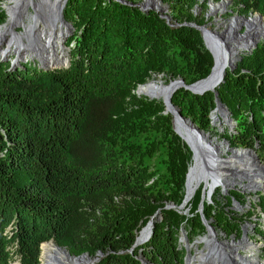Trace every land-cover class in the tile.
I'll return each mask as SVG.
<instances>
[{
  "label": "trees",
  "instance_id": "trees-1",
  "mask_svg": "<svg viewBox=\"0 0 264 264\" xmlns=\"http://www.w3.org/2000/svg\"><path fill=\"white\" fill-rule=\"evenodd\" d=\"M162 1L169 22L118 0H67L63 14L74 27L67 66L0 60V264H39L40 245L50 239L73 255L100 251L97 264H141L139 254L183 264L181 228L191 239L206 231L202 216L230 225L217 190L202 213V186L186 211L164 207L181 203L192 153L163 101L135 90L158 74L192 83L210 72L213 58L200 32L182 24H204L194 6L207 0ZM233 2L264 17V0ZM216 90L236 122L223 130L229 146L254 148L264 164V39L240 54ZM171 101L199 128L215 129L212 91L180 87ZM230 196L240 194L229 191L227 203ZM157 209L151 237L130 253Z\"/></svg>",
  "mask_w": 264,
  "mask_h": 264
},
{
  "label": "water",
  "instance_id": "water-1",
  "mask_svg": "<svg viewBox=\"0 0 264 264\" xmlns=\"http://www.w3.org/2000/svg\"><path fill=\"white\" fill-rule=\"evenodd\" d=\"M49 0H46V4L49 5V8L46 7V4H44V1H40L39 3H35L34 6H32L33 13L31 15L32 17V23L34 24L35 20H39L41 16H43V13H48L47 18L50 21L52 20L53 17H57L55 21H60V24H68L67 21L64 19V8L66 5L67 0H59V4L57 7L56 15L53 14V11L51 10L50 4L48 2ZM121 3H126L129 5H134L139 7L143 11L147 10H156L161 14V17L165 18L167 22L170 20V16L167 14V11L165 9V6L163 5L162 8L158 7H153L151 5L145 4L143 0L140 2L133 4L131 2H127L126 0H118ZM231 2L232 0H220L219 2ZM160 2V1H159ZM212 5V3H211ZM3 7V6H2ZM43 11V13H42ZM7 13V11H6ZM23 11L20 13L17 11L14 14V21L11 25V30L13 33H26L28 28L32 25H27L22 21V16ZM254 14H257L259 17H263L262 14L259 12H254ZM8 15V14H7ZM235 16V15H234ZM234 16H232L234 18ZM243 15H238V17H242ZM7 20V17H6ZM5 20V22H6ZM54 20V18H53ZM214 22L217 21L216 18L213 19ZM3 22V23H5ZM3 23L0 24L3 25ZM212 22H207L204 24H197L194 22H184L182 24L189 25L195 29H197L204 41L205 47L209 50V52L212 55L213 58V65L211 67L210 72L203 78H200L192 83H185L183 78L177 77L174 79L169 80L168 82V92L166 95V98L163 100L164 103V113H170L172 116V124H173V129L174 131L180 136L182 139L181 135L177 132L175 125L178 127H184L187 130L188 133V139L189 142H185L186 145L189 147L191 153H192V163L190 167L187 170L186 173V178H185V194L184 197L179 205L174 204L173 202H168L164 207L165 208H175L177 207L178 209H183V207L186 205L190 197L193 195L194 191L198 187V184L200 181L205 179L207 176H216V174L219 172V170L223 167L222 161L228 157H220L217 154V151L214 150L217 147V143L215 142L214 138L211 137L210 132L205 131L201 128H199L189 117H186L182 115L181 109L174 105L171 101L173 93L180 87H183L186 90L191 91L192 93L195 94H203L207 91H212L215 95V108L213 109L214 111H218L220 113H225L229 114L230 112L227 109V107L219 100L218 98V92H217V87L224 81V77L226 74V69L229 68L230 70H233V68L236 66L237 61L240 59V54L239 53V48L241 47L240 44H235L231 45L227 42L228 39L230 38H240L243 36L244 32L246 31L247 27L245 26L244 32H239L238 27H230L228 32L225 34H218L217 31H215V28L217 27V23H215L214 27H210ZM15 27H20L19 31L14 30ZM261 39H264V36L261 38L255 39L254 41H251L250 44L246 45L244 48L245 50L243 51L250 53L252 49H254L258 42L261 41ZM27 41V40H26ZM28 42V41H27ZM207 42L209 44H207ZM242 52V53H243ZM3 56V55H1ZM0 56V57H1ZM235 56V57H233ZM4 57V56H3ZM69 61L67 62V64ZM66 64V66H67ZM40 67V66H39ZM48 69V68H44ZM163 74H158L159 77H162ZM153 80L145 82L143 84H139L135 90V93L137 95H140L139 89L144 86H148L151 84ZM145 95V94H144ZM149 97L150 99H153L151 96L145 95ZM183 140V139H182ZM204 141H207V144H211L210 150L207 151L205 148ZM226 144L225 150L230 152V156L232 155V152L235 151H242L245 152L247 155H250L251 160L254 162L253 167H259L264 171V164L260 161L256 151L254 148H249V147H230L228 141L224 142ZM247 159V157L245 158ZM219 163V164H218ZM221 163V165H220ZM255 165V166H254ZM189 177H192L197 183L191 188V190L188 192L187 190V181ZM218 185V184H217ZM202 199L200 202V207L199 210H202V201L206 197V199L211 195L212 191L214 188H208L206 189V185L204 182L203 188H202ZM227 192V191H226ZM159 213V209L150 217V219L147 221V223L140 229L139 233L137 234L134 243L132 244L131 248L129 249V252L131 253L133 249L146 242L152 235L153 233V226L156 220V217ZM203 217V216H202ZM203 222L206 225V230L208 231L212 226L209 224L205 218H203ZM48 241H53L52 239ZM46 242V241H45ZM42 244V243H41ZM61 247V246H59ZM41 249V245H40ZM64 251H66L67 254L69 252L65 250V248H62ZM209 253V252H208ZM97 255H102V253L99 251L97 252ZM87 253H82L78 256H73L77 259L86 257ZM212 256V257H211ZM217 255H211L208 254L206 257V261H210L211 259L209 258H215ZM188 255H186V258ZM140 261L141 264H148L149 261L141 256L137 257ZM90 259V258H89ZM98 258H94L92 262L97 261ZM151 264V263H149ZM207 264H209L207 262Z\"/></svg>",
  "mask_w": 264,
  "mask_h": 264
},
{
  "label": "bare ground",
  "instance_id": "bare-ground-1",
  "mask_svg": "<svg viewBox=\"0 0 264 264\" xmlns=\"http://www.w3.org/2000/svg\"><path fill=\"white\" fill-rule=\"evenodd\" d=\"M40 1H44V4H46V0H5L2 2L3 7L7 11L8 18L7 21L0 26V47H2L3 49L2 42L5 40L7 35L11 33V40L8 39L7 44L8 46H10L14 43V46H16L15 51L19 50L18 55H21V58H23V56H27L30 59H38L39 66L44 68L63 66L67 61L65 58L66 54L63 47L58 44V41L63 38V30L66 27L64 28V26H61L58 20L55 21L57 17H54V20L52 18V20L47 21L49 20L47 18V14L43 13L42 11L43 16L39 18V24H37V20H35L34 24L30 23L32 25L28 28L26 34L13 33V31L11 30L15 12H17L22 6L34 4V2L38 3ZM48 2L50 5H53V9L57 11L59 0H55L54 2L52 0H49ZM144 3L153 7H163L160 4L159 0H144ZM227 4V1H223L218 4H212L211 8L224 9ZM46 7L49 8L47 4ZM239 23L247 27V34L246 36H242L240 38L228 39L227 42L229 44H240V48H244L243 45L250 44L251 41L249 40H254L256 37L258 38L264 36V17H259L257 14H252L247 17L234 16V18L232 17L229 20L221 23L219 27L215 28V31H217L218 34H225L226 32H228L230 27H236ZM35 26L37 28H35ZM25 37H27V43H23V39ZM41 38L42 40L40 41ZM207 44L209 43L207 42ZM239 53H242L240 49ZM139 92L140 94H145L159 100H162L163 97L164 100L168 92V85L162 82V80H153V82H151V84H149L148 86L141 87L139 89ZM160 92H163L165 94H159ZM216 114L217 112H214L213 116L216 117ZM223 115H225V113ZM175 127L177 132L181 135L183 141L189 142L187 130L184 127H178L177 125H175ZM204 144L206 150L209 151L211 144L209 146V144H207V141H204ZM225 147L226 144H217V147L214 149L217 151L216 155L221 157L222 153L229 152L225 150ZM246 157L247 159H245ZM221 163L224 166L219 170L216 176H206L205 179L202 180L205 182L206 188L213 187L215 189L219 185L223 186L224 188H228L230 185L238 183L244 190L256 191L264 183V171L259 167L254 168V162L251 160L250 155H247L241 150L232 152V155L224 159V161H222ZM196 183L197 182L192 177H189L187 181L188 192ZM217 240L218 237L216 231H214L213 228H210L208 234L204 238L199 239L197 243L205 242L207 243L206 246H210L211 243H215ZM249 245L250 244L248 243V246ZM201 256L202 254L200 252H197L193 257L189 258V263H195L196 260L194 259ZM87 258V256L79 259L71 257L66 253V251H64L62 248H59L53 241L45 242L41 245V264H82L88 260ZM201 260L204 261L203 264H207V262L209 264H217V262H215L214 260L206 261V258L204 257H202ZM255 262H257V264H264L263 261L259 263L256 258L250 260L249 263L254 264Z\"/></svg>",
  "mask_w": 264,
  "mask_h": 264
},
{
  "label": "rangeland",
  "instance_id": "rangeland-1",
  "mask_svg": "<svg viewBox=\"0 0 264 264\" xmlns=\"http://www.w3.org/2000/svg\"><path fill=\"white\" fill-rule=\"evenodd\" d=\"M3 1H5V0H0V5H1V7L3 6L2 5V2ZM53 2L55 1V0H52ZM141 0H138V2H140ZM144 1V0H143ZM160 1V4L163 6H165V9H166V11H167V14H168V12H169V6H168V4L167 3H164L162 0H159ZM220 0H207L206 1V3H205V5L203 4V3H200V4H198V5H195L194 6V14L195 15H197V16H201V15H203V16H205V19H206V22L205 23H207V22H212L211 23V25H210V27H214L215 26V23H217V27H219V25L221 24V23H223L224 21H227V20H229L230 18H232V16H238V15H243L242 17H247V16H250V15H252V14H254V12H248V14H243L241 11H240V6L238 5V4H236L235 2H233V0L229 3L228 2V4H227V6L224 8V9H212L211 8V3L212 4H218V3H220L219 2ZM35 3H37V2H34V4ZM39 3V2H38ZM44 3V2H43ZM34 4H30V5H27V6H22V7H20L19 8V13L21 12V11H23V14H22V16H21V18H22V21L25 23V24H27V25H30V23H32V17H31V15H32V13H33V10H32V6H34ZM47 6H49V5H47ZM51 7L53 6V5H50ZM4 10H5V8L4 7H2ZM51 10L53 11V14L55 15V10L53 9V7L51 8ZM5 13H6V10H5ZM45 14H47V16H48V13H45ZM6 17L8 18V15H7V13H6ZM51 17H55V16H51ZM214 18H216L217 19V21L216 22H214L213 21V19ZM64 19H65V17H64ZM40 20V19H39ZM39 20L37 19V24H39ZM66 20V19H65ZM7 21V20H6ZM67 21V25L66 24H64V23H62V24H60V21H58L59 22V24L61 25V26H64V36H63V38L62 39H60V41H58V44L61 46V47H63V49H64V51H65V54H66V56H65V58H66V63L63 65V66H58V67H65L66 66V64H67V62L69 61V58H70V47L67 45V40L69 39V37H71L72 36V33H73V24L71 23V22H69L68 20H66ZM4 24V23H3ZM239 25V27H238V30H239V32H244V30H245V26L243 25V24H237V26ZM236 26V27H237ZM9 27H10V25H9ZM8 27V28H9ZM35 28H37L36 26H35ZM222 29V28H221ZM14 30H16V31H19L20 30V27H15L14 28ZM7 31H8V29H7ZM6 32V31H5ZM26 34V33H25ZM246 34H247V29H246V31L244 32V34H243V36H246ZM4 35V34H3ZM27 37H25L24 39H23V43H27V39H26ZM258 38H261V37H258ZM257 37L255 38V39H258ZM8 39H10L11 40V33H9L8 35H7V37L5 38V40L3 41V39H2V45H3V49H2V47H0V56L1 55H3V56H1L0 57V60H2V61H4V60H10V62H11V66L12 67H17V66H19L20 64H21V62H33L34 64H36L37 66H39V60L38 59H30V58H28L27 56H23V58H21V55H18L19 54V50H17V51H15L16 50V46H14L15 44L13 43L12 45H10V46H8V44H7V41H8ZM254 39V40H255ZM42 40V38L40 39V41ZM254 40H249V41H254ZM13 46V47H12ZM246 45H243V47H245ZM27 48H29V47H27ZM242 52L245 50V48H239ZM10 50V51H9ZM25 57V58H24ZM27 57V58H26ZM236 67V66H235ZM235 67L233 68V69H235ZM41 68H44V67H41ZM51 68V67H50ZM52 68H57V67H52ZM177 78V77H176ZM171 79H174V78H169V77H167V76H163L162 75V77H159L158 75H152L149 79H147L145 82H148V81H151V80H162V82H164L165 84H167L168 85V82H169V80H171ZM159 94H162V95H164L165 93H163V92H160ZM138 96H143V97H146V98H148V99H150L149 97H147V96H145L144 94H140V95H138ZM162 97V96H161ZM153 99H156V100H159V99H157V98H153ZM162 100H163V97H162ZM214 112H217V114H216V117H214L213 116V114H214ZM212 111V114L210 115L211 116V123H212V125L215 127V129L214 130H211V132H210V134H211V137L212 138H214V140H215V142L217 143V144H219V145H223V144H225L224 142H226L227 140H226V138L224 137V135H223V130L225 129V128H227L229 131H233L234 130V128H235V126H236V122L231 118V116L229 115V114H225V115H223L222 113H220V112H218V111ZM229 143V142H228ZM222 155V157H229L230 156V152H226V153H222L221 154ZM223 165V164H222ZM224 166V165H223ZM246 172V171H245ZM203 185H204V181H201L200 182V184L198 185V187L197 188H199V187H201L202 186V188H203ZM238 185V186H237ZM236 186L237 187H239V190H241L242 191V193H243V195H249L248 197H250L251 198V202L254 204V206H255V208H254V215H256L257 214V217L259 218L258 220H254V218L255 217H253L252 218V221L251 222H248V221H250V216L249 215H246V216H244V214L245 213H247V210L249 209V207H248V204L249 203H246L245 204V208H243V207H239V208H237V209H235V211H239V212H234L233 213V215L234 216H236V218H239V219H243L244 221H242L244 224L246 223L247 225H249L250 227H251V223L252 222H259V224L260 225H262V223H263V219H264V213H262L261 214V211H260V209L257 207L258 206V204H257V201H256V197H255V194L257 193V192H259V191H261L260 189H257L256 191H248V190H243L242 188H240V185L239 184H236ZM196 188V189H197ZM207 189H208V187H207ZM215 189H220V191H221V186H217ZM215 189H214V191H215ZM224 189H226V188H224ZM213 191V192H214ZM227 190H225V192H226ZM264 192V191H263ZM194 193H195V191H194ZM194 193H193V195H194ZM193 195H192V197H193ZM227 194H224V196H223V199H222V196H221V200H222V202L223 201H225V199L227 198ZM191 197V198H192ZM191 198L188 200V203L191 201ZM208 199V198H207ZM187 204V203H186ZM199 207H200V205H199ZM203 208V207H202ZM232 208L234 209V207L232 206ZM181 210H184V211H186V205L183 207V209H181ZM198 210H199V208H198ZM199 212L200 213H202V210H199ZM159 217V216H158ZM206 220V219H205ZM210 220V219H209ZM209 220H207V221H209ZM202 221H203V217H202ZM204 223V222H203ZM210 224V223H209ZM205 225V224H204ZM254 226L255 225H253L252 226V229L254 228ZM258 226V225H257ZM205 227H206V225H205ZM217 230V229H216ZM140 231V230H139ZM217 231H219V230H217ZM257 231L258 232H260V229H257ZM220 232V231H219ZM139 233V232H138ZM207 235V230L204 232V233H201L200 235L201 236H199V237H196V238H194V236L190 239V242H192L191 244H192V248H191V251H193L194 250V246L196 245L197 246V249H201L202 247H203V244H204V242H199V243H197V241H199V239L201 238V237H204L205 235ZM222 236H221V232H220V234H219V238H221ZM226 237H229V236H226ZM194 238V239H193ZM49 242V241H48ZM183 242L184 241H182L181 243L183 244ZM188 242V241H187ZM55 243V242H54ZM57 245V244H56ZM141 245V244H140ZM58 247H59V245H57ZM59 248H65V247H59ZM41 250V249H40ZM65 250H67L66 248H65ZM68 251V250H67ZM69 252V251H68ZM84 253H87V252H84ZM132 253V252H131ZM80 254H82V253H80ZM80 254H78V255H80ZM78 255H73V254H71L70 252H69V256H71V257H73V256H78ZM103 255V254H102ZM102 255H89L88 253H87V261H85L84 263H82V264H97L98 263V261H99V259L101 258V256ZM142 254H139L138 256H141ZM137 256V257H138ZM98 258V260L97 261H95V262H92V260L94 259V258ZM142 257H144L143 255H142ZM75 258V257H74ZM90 258V259H89ZM39 260H40V257H39ZM16 263H18V261L17 260H13L12 262H11V264H16ZM149 263H151L150 261H149ZM148 263V264H149ZM19 264V263H18ZM39 264H41V261H40V263ZM152 264V263H151Z\"/></svg>",
  "mask_w": 264,
  "mask_h": 264
},
{
  "label": "built area",
  "instance_id": "built-area-1",
  "mask_svg": "<svg viewBox=\"0 0 264 264\" xmlns=\"http://www.w3.org/2000/svg\"><path fill=\"white\" fill-rule=\"evenodd\" d=\"M236 184L230 185L226 189H224L223 186L219 185L221 186V191L220 189H215V191L217 190L219 192V195H217V200L219 201L220 205L223 207L226 218L230 220L229 222L230 225L227 226V229H223L218 225L217 226L213 225L212 218L208 221L212 226L211 228H213L214 231H216L217 233L218 240L215 243H211L210 246H206L207 243L204 242L203 247L201 249H197V246L195 245L194 250L191 251L192 248L191 243L193 241L190 242V239H188L187 233L183 228L179 230L178 245L179 248H182L184 251L183 264H190L189 258L193 257L197 252H200L202 256L195 258L194 260L196 261L193 264H203L204 261H202L201 258L202 257L206 258L208 254L217 255L215 258H209V259H211L210 261L214 260L215 262L220 261L221 264H245V263L250 264L249 262L253 258H256L259 261V263H261L262 261L264 262V219L262 225H260L259 222L256 223L254 221L251 223L252 225L250 227L246 223L244 224L242 222L244 221L243 219H239L240 217L236 218V216L233 215L234 212H239V211H235V209L239 208L240 206L245 208V204L249 203L248 204L249 209L247 210V213L244 214V216L246 215L250 216L251 219L248 222H251L253 217H255L254 220L259 219L257 217V214L254 215L255 206L251 202V198L248 197L249 195L247 196L243 195L242 191L239 190V187H237L238 185L236 186ZM259 189L261 191L257 192L255 194V197L258 204L257 207L260 209L262 214L264 213V210L260 203L261 201L260 196H264V192H263L264 183ZM225 190H227V192H225ZM213 191L207 199L208 203L211 204H213V201L211 200V196L215 192ZM229 191H237L240 194V196L237 199L233 196H230V203H227L228 202L227 198L225 199V201L222 202L221 196L223 199L224 194L228 195ZM232 206L234 207V209L232 208ZM253 225L255 226L252 229ZM222 226H224V224H222ZM216 229L221 232V236H222L221 238H219L220 232L217 231ZM257 229H260V232H258ZM209 230L207 231V234ZM199 236L201 235H196L194 238ZM182 241H184L183 244L181 243ZM248 243L250 244L249 246ZM186 255H188L187 258ZM256 263L257 262H255L254 264Z\"/></svg>",
  "mask_w": 264,
  "mask_h": 264
},
{
  "label": "flooded vegetation",
  "instance_id": "flooded-vegetation-1",
  "mask_svg": "<svg viewBox=\"0 0 264 264\" xmlns=\"http://www.w3.org/2000/svg\"><path fill=\"white\" fill-rule=\"evenodd\" d=\"M218 263H220V264H221V262H220V261H218V262H217V264H218ZM245 264H247V263H245ZM256 264H257V263H256Z\"/></svg>",
  "mask_w": 264,
  "mask_h": 264
}]
</instances>
